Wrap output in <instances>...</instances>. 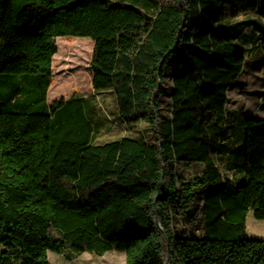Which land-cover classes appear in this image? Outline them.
I'll return each instance as SVG.
<instances>
[{"label": "trees", "instance_id": "1", "mask_svg": "<svg viewBox=\"0 0 264 264\" xmlns=\"http://www.w3.org/2000/svg\"><path fill=\"white\" fill-rule=\"evenodd\" d=\"M157 1L148 17L112 0H0V264L113 249L125 264H264V238L246 231L249 211L264 219V118H242L237 131L223 117L247 63L241 22L231 20L264 16V0ZM66 36L93 40L94 90L112 89L122 120L147 121L153 143L94 144L83 97L48 103L58 85L57 38ZM233 130L239 144L229 163L220 156ZM178 163L203 171L185 181ZM195 189L203 191L204 233L184 236L172 220Z\"/></svg>", "mask_w": 264, "mask_h": 264}, {"label": "rangeland", "instance_id": "2", "mask_svg": "<svg viewBox=\"0 0 264 264\" xmlns=\"http://www.w3.org/2000/svg\"><path fill=\"white\" fill-rule=\"evenodd\" d=\"M127 6L138 7L145 15L152 17L157 12L159 5L157 0H112ZM231 22H241L239 28L240 38L238 42L247 49V63L235 82L227 91V103L225 125L242 131L239 118H264V16L261 12L254 14H240ZM63 38V39H62ZM75 38L74 44H69ZM262 38V39H261ZM59 42L56 58L53 62V75L58 76V85L53 89L49 87L47 101L51 105L60 98H69L75 94L83 97L85 110L88 118L94 125L92 142L102 144L108 141L120 139L122 137H133L148 143L155 141L152 127L147 121L126 123L119 114L116 95L112 89L95 91L93 88V73L90 62L93 57L94 42L89 37H58ZM179 54L173 55L166 70V90L167 93L172 87V73L175 68V58ZM59 85L65 87L64 91H59ZM51 89V95H50ZM50 95V96H49ZM165 95V94H164ZM162 96V113L170 114L168 105V95ZM231 110L239 117L228 118ZM219 117V116H216ZM214 117V119H216ZM222 117V116H220ZM224 120V119H223ZM222 120V121H223ZM214 121V120H213ZM223 122H218V130L213 132L214 138L217 132L222 129ZM242 141V140H241ZM178 176L185 181H192L203 171L201 163H178L174 167ZM225 175L242 178L240 170L238 174L221 166ZM203 191L195 189L194 198L186 208V212L178 211L173 218V226L176 233L184 236H202L204 233V220L202 216ZM246 231L249 238H264V219L254 217L249 211L246 219ZM0 245V253L4 250ZM48 259L51 264H125L124 252L115 249L107 251L104 255H97L84 252L78 258L69 261L62 254L48 251Z\"/></svg>", "mask_w": 264, "mask_h": 264}, {"label": "crops", "instance_id": "3", "mask_svg": "<svg viewBox=\"0 0 264 264\" xmlns=\"http://www.w3.org/2000/svg\"><path fill=\"white\" fill-rule=\"evenodd\" d=\"M53 62H54V60H53ZM227 116H228V118H230V116H232V118L239 117L237 114H235L234 110H231L230 115L228 114ZM242 118H239V122H240V120ZM233 133H234L233 140L232 141L230 140L228 142V144L223 148L222 154L220 156L221 159H223L224 161H228L229 163L230 162L231 163H234V161L237 159L234 154L232 155V150H234L235 147L239 144V141H236V137L238 135L237 136L235 135V130H233Z\"/></svg>", "mask_w": 264, "mask_h": 264}, {"label": "built area", "instance_id": "4", "mask_svg": "<svg viewBox=\"0 0 264 264\" xmlns=\"http://www.w3.org/2000/svg\"><path fill=\"white\" fill-rule=\"evenodd\" d=\"M176 166V165H175ZM174 166V167H175ZM180 211H183L184 213L187 211L186 209H183V210H180ZM172 226H173V220H172ZM173 229H174V226H173ZM175 231V230H174Z\"/></svg>", "mask_w": 264, "mask_h": 264}]
</instances>
